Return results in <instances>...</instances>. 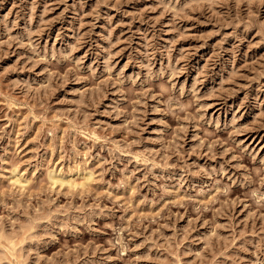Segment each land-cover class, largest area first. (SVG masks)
<instances>
[{
    "label": "rangeland",
    "instance_id": "1",
    "mask_svg": "<svg viewBox=\"0 0 264 264\" xmlns=\"http://www.w3.org/2000/svg\"><path fill=\"white\" fill-rule=\"evenodd\" d=\"M0 264H264V0H0Z\"/></svg>",
    "mask_w": 264,
    "mask_h": 264
},
{
    "label": "bare ground",
    "instance_id": "2",
    "mask_svg": "<svg viewBox=\"0 0 264 264\" xmlns=\"http://www.w3.org/2000/svg\"><path fill=\"white\" fill-rule=\"evenodd\" d=\"M20 178H21V177H20ZM55 181H56V180H55ZM63 181L66 182L65 180H62V182H63ZM19 182H20V181H19ZM56 182H57V181H56ZM59 182H60V181H59ZM66 183H70V182L67 181ZM62 184H63V183H62Z\"/></svg>",
    "mask_w": 264,
    "mask_h": 264
}]
</instances>
